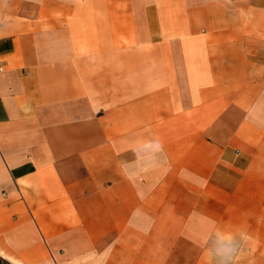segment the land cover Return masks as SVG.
<instances>
[{
  "label": "crops",
  "instance_id": "crops-1",
  "mask_svg": "<svg viewBox=\"0 0 264 264\" xmlns=\"http://www.w3.org/2000/svg\"><path fill=\"white\" fill-rule=\"evenodd\" d=\"M233 242L264 264V0H0V264Z\"/></svg>",
  "mask_w": 264,
  "mask_h": 264
},
{
  "label": "rangeland",
  "instance_id": "rangeland-1",
  "mask_svg": "<svg viewBox=\"0 0 264 264\" xmlns=\"http://www.w3.org/2000/svg\"><path fill=\"white\" fill-rule=\"evenodd\" d=\"M230 201V200H229ZM232 202H234V199L231 200ZM234 224V221H233ZM234 231V228H232ZM232 238L234 239V234L232 236ZM224 246V255L226 254H231L232 257H223V258H215L212 261V264H234V242H233V251L231 252V244H223ZM228 249V251L226 252L225 250Z\"/></svg>",
  "mask_w": 264,
  "mask_h": 264
}]
</instances>
